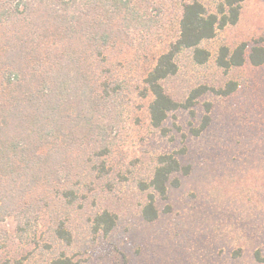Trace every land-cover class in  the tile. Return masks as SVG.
<instances>
[{
    "label": "rangeland",
    "instance_id": "374dc122",
    "mask_svg": "<svg viewBox=\"0 0 264 264\" xmlns=\"http://www.w3.org/2000/svg\"><path fill=\"white\" fill-rule=\"evenodd\" d=\"M197 1L216 13L223 0ZM183 2L135 0L145 31L131 32L106 51L107 67L125 87L114 112L108 174H93L79 203L55 202L38 223L33 220L30 233L20 235L13 217L0 219V258L13 264H50L62 254L75 264H264L256 255L264 258V64L249 61L251 48L264 46V0H246L237 24L201 44L210 53L206 64H195L186 50L177 57L178 74L164 82L180 103L200 86L222 90L234 82L236 90L228 96L208 91L157 129L150 123L152 96L143 95L144 79L178 36ZM242 43L243 66L217 65L221 48L233 51ZM208 103L210 123L196 135ZM172 153L190 173L178 175L180 186L156 198L159 217L146 221L142 208L152 190H142L141 183L150 182L160 155ZM104 210L117 216L107 235L93 231L94 216ZM61 218L72 244L54 235Z\"/></svg>",
    "mask_w": 264,
    "mask_h": 264
},
{
    "label": "trees",
    "instance_id": "16d2710c",
    "mask_svg": "<svg viewBox=\"0 0 264 264\" xmlns=\"http://www.w3.org/2000/svg\"><path fill=\"white\" fill-rule=\"evenodd\" d=\"M245 1L223 0L209 13L199 1L184 0L178 36L144 79L154 128L162 129L171 113L191 108L208 91L228 96L236 90L234 82L222 90L200 86L180 103L164 82L178 74L177 57L186 50L195 64H206L210 53L201 44L218 29L237 24ZM133 31H145V14L135 0H0V219L13 217L20 235L30 233L33 220L38 223L55 202L79 203L93 174L98 179L108 174L114 112L125 87L107 67L106 51ZM246 49L245 43L233 51L221 48L217 65L243 66ZM249 61L263 65L264 46H253ZM206 110L196 135L210 123L211 104ZM190 170L177 154L158 157L152 179L141 183L142 190H152L142 208L146 221L159 217L156 198L179 187L178 175ZM116 224L117 216L104 210L94 216L93 231L107 235ZM53 232L72 244L66 219L57 220ZM0 264L13 262L5 257ZM50 264L75 262L62 254Z\"/></svg>",
    "mask_w": 264,
    "mask_h": 264
}]
</instances>
